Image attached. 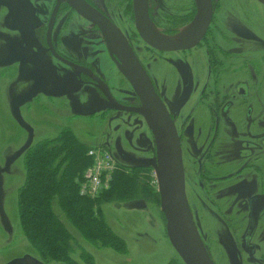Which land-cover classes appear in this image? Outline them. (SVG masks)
Listing matches in <instances>:
<instances>
[{
	"label": "flooded vegetation",
	"instance_id": "af4514ba",
	"mask_svg": "<svg viewBox=\"0 0 264 264\" xmlns=\"http://www.w3.org/2000/svg\"><path fill=\"white\" fill-rule=\"evenodd\" d=\"M49 1L46 11L43 12L40 1L0 0V12L5 11L6 24L11 29H0V47L5 45L4 41H16L7 53V60H0V66L8 62L0 67V76L4 75L6 80L8 105L16 104L21 96L24 97L20 105L24 112L21 115L24 122L17 116V124L24 129L27 138V125L31 126L34 137L38 133L42 135L44 131L49 133L56 128H67L71 131L76 129L91 136L99 135L103 131L106 133L107 116L115 111L128 115L123 124L126 128L134 127L133 131L145 130L150 134L153 141L150 149L155 156L153 134L145 117L135 110L141 108L142 103L133 86L126 57L130 60L132 58L148 76L153 91L162 101L175 128L182 149L185 191L188 190L190 196L189 199L187 193V202L210 259L217 264L209 253L208 244L196 222L193 209L195 203L199 206L207 228L212 226L209 220L211 214H215L226 228L238 226L235 230L239 231L243 227L241 236L238 237L240 247L237 248L243 250L246 257L253 262L264 264V191L246 197L244 205L247 212L241 210L243 213L237 206L235 196L236 186L240 183L237 180H243L248 171V176H254L256 182L260 180V186L264 189V99L260 103L262 118L257 122L259 111L253 105V91L250 85L246 81L223 84L220 80V74L224 70H230L234 58L231 50L220 43L221 39L228 41L223 36L213 46L207 44L210 41L208 32L213 17V0H210V20L199 40L193 45H182L173 49L158 48L140 35L136 27L133 0H84L93 10V18L80 14L68 0ZM255 1L264 7V4ZM192 5L193 13L175 17V20L178 19L175 24H167L169 28H160V32L151 25L153 22L158 26L153 11L154 4L146 0L145 23L156 37L154 41L161 43L159 41L166 39L186 42L191 36L193 25L190 32L188 27L194 22L197 11L195 0H192ZM123 12L130 19L126 26L122 24L123 21L113 17L115 13L122 16ZM97 20L104 21L103 27L99 26ZM184 28L187 29L186 35L180 40H175L174 37ZM200 46L206 50L208 64L194 108L199 105L204 107L205 100L210 98L211 93L207 92L209 85L213 97L207 103V113L203 112V108H199V114L194 112V116H189V113L183 115L198 89L199 81L195 77L190 60L193 59V50ZM2 48L6 51V47ZM142 51L150 54L149 60L158 61L157 64L161 67H172L179 75L181 81L175 97L173 93H164L159 85L157 86L156 74L151 64L145 62ZM46 59L54 61L55 65L48 69L42 68ZM39 61H42L41 65H38ZM21 64L26 66V70L28 67L32 69L30 73H33V77L29 83L27 72H22ZM44 84L55 89L47 90ZM123 85L127 87L124 88ZM188 88L189 93L184 99ZM81 93L86 94L85 102L79 103L83 106L75 103L76 95ZM60 99L64 102L58 104ZM61 105L64 106L65 112H59ZM87 106L89 107L83 108ZM83 109L90 112L74 113L76 110L84 111ZM70 110L73 111L74 118L64 116L66 123L58 126L60 118H56L54 114L67 115L66 112ZM13 113L18 115L16 108ZM133 115L139 117L134 125L131 122ZM101 121L103 124L97 129ZM41 124H45L48 129H43ZM141 136L144 137L145 134ZM185 137L190 139L185 140ZM188 143H193L190 148ZM188 150L192 154L191 157H188ZM187 159L191 161V169L188 168ZM195 176L197 180L193 185L194 198L190 193V182ZM212 229L213 227L208 230ZM216 236L218 242L222 243L224 236L222 235L221 239ZM239 255L238 251L229 254L231 264H241Z\"/></svg>",
	"mask_w": 264,
	"mask_h": 264
},
{
	"label": "rangeland",
	"instance_id": "374dc122",
	"mask_svg": "<svg viewBox=\"0 0 264 264\" xmlns=\"http://www.w3.org/2000/svg\"><path fill=\"white\" fill-rule=\"evenodd\" d=\"M36 1L41 2L42 11L45 12L50 1ZM150 1L154 4L153 11L155 12L154 16L158 26L153 22L150 24L155 26L156 30L160 32H162L160 28H169V25L167 24H175V21L178 20H175V17L189 16V13H193L192 0H148V2ZM213 3V17L208 32L210 33V41L207 44H210L211 47L215 42H219V39L223 36L224 39H227L228 41L224 42L221 39L220 43L225 48L231 50V55L234 58L230 70H224V72L220 74V80L223 84L229 82L235 84L236 82L246 81V83L250 85V89L253 91L251 95L254 101L253 105L256 106L259 111L257 122H260V119L262 118V114H260V103L261 100L264 99V7L255 0H213ZM122 11L124 10L122 9ZM114 12L115 11L113 10V13ZM5 17V11L2 10L0 12V29L11 30L6 24ZM113 17H116L118 21H123L122 24L124 26L130 23L128 15L124 12L122 13V16L115 13L113 14ZM148 19L150 21V18ZM192 25L193 22L188 27V32H190ZM15 42L16 41L14 40L8 42L4 41L5 45H2V47H6V51L0 47L1 61L7 60V56H9L7 53L10 52V49ZM193 52V59L190 60V65L192 66V70L194 71L199 84L196 93L193 95V99L183 113V115L189 113V116H194V112L199 114V112H201L199 111V108H203V112L207 113V103L210 102V99L213 97L212 91L210 90L211 85H209L207 92L210 91V98L205 100L204 107L199 105L197 108H194V103L199 97L201 84L204 81L208 59L206 50L203 46L196 48ZM141 54L145 57V62L151 64L150 66H152L158 79L156 83L157 86L159 85L160 90L164 93H173L172 95L175 97L176 89H179L181 81V78L176 71L167 65H164L163 67L159 66L157 64L158 61L153 62L152 60H149L150 54L148 52L142 51ZM1 61L0 64L2 63ZM7 63L8 62L1 66L6 65ZM41 63L42 61H39L38 65H41ZM54 65V61L52 62V60L46 59L44 60L42 68L48 69ZM21 66H23L21 67L23 70L22 72H27L26 75L28 76L29 83L33 77V73H30L32 69L28 67L26 70V66L22 64ZM1 71L2 70L0 69V72ZM3 77L4 75L0 76V264H5L10 260L21 258L26 255L38 259L36 250L23 235L19 226L17 191L25 179L24 152L31 146H34L35 149L38 142L51 141L59 131L56 128L52 132L48 133V131H44L46 134L43 133L44 135H40V133H38L34 137V135H32L31 126L27 125L29 135L27 138V134L23 131L24 129L21 125L19 126L17 124V116L19 120H23L21 115L24 112L20 105L24 101V97L21 96L20 99L15 102L16 104L8 105L6 99L8 93L7 84ZM178 81L179 84H177ZM123 87L126 88L127 86L123 85ZM44 88L47 90L55 89V87L46 86V84H44ZM30 96L31 95H29V97ZM85 100V93L77 94L75 103H84ZM62 101L63 100L60 99L57 102L58 104H61ZM263 106L264 104H262V107ZM88 107L89 106L83 108ZM15 108L18 115L13 113ZM59 109V112H65L64 106L61 105V108ZM83 110L84 111L76 110L74 113L88 114L90 112V110ZM97 110L99 111L100 109H94V111ZM52 113L54 114V112ZM66 113L67 115H64L63 113L54 114L56 118H60V123L57 124L58 126H60L61 123H66L64 116L74 118L72 110ZM127 116V114L115 111L108 114V122L106 120L105 123H108L106 133H110L109 135L104 131L99 135L92 136L76 129L72 130V132L80 141L90 148L101 147L108 150L116 160L118 169L128 171L130 168H144V166H150L152 169L149 183L158 193V202L147 201L140 198L142 207L139 205V207H137L136 200L139 199L136 198L133 200V203L131 202L129 205L128 203L116 204L107 202L101 204L102 212L107 224L115 233L124 239V248L121 251H118L109 246H94L84 240L66 218L62 209L58 206L56 199H54L52 201V208L72 235V251L69 254V261H49L46 264H184L178 257L167 233L165 215L162 210L157 179L154 172L155 156L150 149L153 145L152 138L145 130L137 132L133 131L135 129L134 127L126 128L123 126V124H125L124 120ZM131 117L132 124H137L136 119L139 117L137 115ZM102 124L103 121L99 122L96 128L100 129ZM41 127H43V129L47 128L45 124H41ZM116 128L119 129L115 131ZM97 129L93 130L96 131ZM103 133H105V136H103ZM143 133L145 134L144 137L141 136ZM189 139V137H185V140ZM55 143L56 141H52L49 142V144L45 143V145L47 146ZM192 144L193 143H188L189 148ZM191 155L192 154L188 150V157H191ZM187 163L188 168L191 169L190 159H187ZM248 173L249 171L243 177V180L242 178H240L241 180H237V182L240 183L236 186L235 190L236 203L241 213L247 212L244 204L248 195L264 191L260 186V180H257L256 182L254 176H248ZM195 180H197L196 176L194 177V180L190 182V193L192 197H194L193 185L196 183ZM244 189H249V191H244ZM187 193L188 190L186 195ZM188 198L190 199L189 193ZM193 209L201 235L208 244L207 249L217 264H231L229 254L233 251H238V254L240 252L239 260L241 264H259V261L253 262L252 259L246 257V253L243 250L237 248L240 247L238 245V237L241 236L243 227L239 231L235 230L238 226L226 228L221 224L215 214H211L209 220L212 226L207 228V225H205L199 212V206L197 203L193 204ZM211 227H213V229L208 230ZM216 235H218L220 239L223 238L222 235L224 236L222 243L218 242L219 239Z\"/></svg>",
	"mask_w": 264,
	"mask_h": 264
},
{
	"label": "trees",
	"instance_id": "16d2710c",
	"mask_svg": "<svg viewBox=\"0 0 264 264\" xmlns=\"http://www.w3.org/2000/svg\"><path fill=\"white\" fill-rule=\"evenodd\" d=\"M52 141L56 143L45 145ZM36 145L24 152L25 179L17 191V211L20 229L38 260L45 264L70 260L72 235L54 212V199L84 240L121 251L124 239L107 224L101 204L129 205L136 198L140 206V198L158 202V193L149 183L152 168L125 171L117 167L109 187L91 198L78 192L82 173L91 164L86 154L89 146L67 128L60 129L51 141Z\"/></svg>",
	"mask_w": 264,
	"mask_h": 264
},
{
	"label": "water",
	"instance_id": "95a60500",
	"mask_svg": "<svg viewBox=\"0 0 264 264\" xmlns=\"http://www.w3.org/2000/svg\"><path fill=\"white\" fill-rule=\"evenodd\" d=\"M68 1L80 14L87 18H93L94 12L84 0ZM257 1L264 4V0ZM195 4L197 11L193 29L186 42H174L166 39L159 41L161 43L154 41L156 37L149 31L145 23L147 21L146 0H133L137 30L148 43L150 42L158 48L173 49L182 45H193L205 32L211 17L210 0H195ZM97 22L99 26L103 27V20H97ZM126 58L129 62L128 67L133 86L142 103V107L135 108V110L145 117L154 138V172L169 240L184 264H214L200 239L187 202L180 143L173 123L162 101L153 91L150 80L142 67L132 58L131 60L128 56ZM189 89L185 91L184 99L187 97ZM139 206L137 205V207ZM5 264L45 263L26 255Z\"/></svg>",
	"mask_w": 264,
	"mask_h": 264
},
{
	"label": "built area",
	"instance_id": "2783aa9c",
	"mask_svg": "<svg viewBox=\"0 0 264 264\" xmlns=\"http://www.w3.org/2000/svg\"><path fill=\"white\" fill-rule=\"evenodd\" d=\"M86 154L91 164L82 173L78 192L93 198L109 187L117 163L113 155L101 147H91Z\"/></svg>",
	"mask_w": 264,
	"mask_h": 264
},
{
	"label": "bare ground",
	"instance_id": "6f19581e",
	"mask_svg": "<svg viewBox=\"0 0 264 264\" xmlns=\"http://www.w3.org/2000/svg\"><path fill=\"white\" fill-rule=\"evenodd\" d=\"M150 28L152 29V26L149 24ZM153 30V29H152ZM187 33V29L184 28L182 30L179 31V33L174 37L175 40H180L181 38H183Z\"/></svg>",
	"mask_w": 264,
	"mask_h": 264
}]
</instances>
